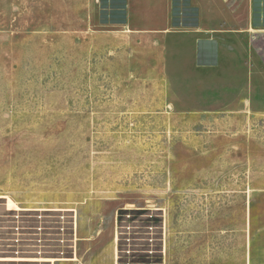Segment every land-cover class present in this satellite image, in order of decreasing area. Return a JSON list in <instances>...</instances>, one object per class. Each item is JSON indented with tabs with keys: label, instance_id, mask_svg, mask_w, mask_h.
<instances>
[{
	"label": "rangeland",
	"instance_id": "rangeland-1",
	"mask_svg": "<svg viewBox=\"0 0 264 264\" xmlns=\"http://www.w3.org/2000/svg\"><path fill=\"white\" fill-rule=\"evenodd\" d=\"M9 201L55 264H264V0H0Z\"/></svg>",
	"mask_w": 264,
	"mask_h": 264
},
{
	"label": "bare ground",
	"instance_id": "bare-ground-1",
	"mask_svg": "<svg viewBox=\"0 0 264 264\" xmlns=\"http://www.w3.org/2000/svg\"><path fill=\"white\" fill-rule=\"evenodd\" d=\"M13 205L14 204L9 201L7 211L2 210L4 212L1 213L2 211L0 210V264H55L63 262L64 260L59 259L50 260L43 257V254H45V252H49L50 249L46 244L50 243L51 240L56 239V232L60 230L62 231V237H66L69 227V216L60 218L61 222H58L56 219L59 218L55 217L52 224L50 222L52 218L46 216L47 214L45 215L43 213H39V217L37 218L38 221H35L37 216L26 215V213L21 212L20 209L13 208ZM0 208H2L1 203ZM138 218L136 216L129 215L128 222L123 221L121 224L123 236L125 237V235H127L128 241H131V244H134V246H129V250L131 252L130 255H142L144 252L141 249L147 246L150 247V255H155L156 244L159 240L157 232L159 230H157L156 225L154 224H151V228L148 230L146 222H144V220L139 221ZM126 223L128 227L125 226ZM60 226L62 229H58ZM126 231H128L127 234L124 233ZM146 237H149V240H147ZM147 242H150V245H145ZM52 243L55 244L56 241ZM28 254L36 256L28 257L26 256ZM121 254H123V252Z\"/></svg>",
	"mask_w": 264,
	"mask_h": 264
},
{
	"label": "built area",
	"instance_id": "built-area-1",
	"mask_svg": "<svg viewBox=\"0 0 264 264\" xmlns=\"http://www.w3.org/2000/svg\"><path fill=\"white\" fill-rule=\"evenodd\" d=\"M8 208V207H7ZM7 208L5 209L6 211H7ZM3 209V208H2ZM4 210V209H3ZM4 210V211H5ZM21 210V209H20ZM21 212H24V211H22L21 210ZM24 213H32V212H24ZM48 214H51V215H53V216H57V217H60V215H56V214H52L51 212H47ZM34 214H36V215H38L37 213H34ZM63 214V213H62ZM69 216H70V214H68ZM71 220H72V217L70 216V221H69V223H70V232L72 231V229H71V226H72V223H71ZM59 221V220H58ZM69 232V233H70ZM76 235V223L74 224V237H76L75 236ZM69 236V235H68ZM72 236V235H71ZM69 238H70V236H69ZM72 238V237H71ZM69 241H70V239H69ZM70 244H72V242L70 241ZM71 248H72V246H70ZM70 253H71V249H70ZM70 253H69V255H70Z\"/></svg>",
	"mask_w": 264,
	"mask_h": 264
},
{
	"label": "crops",
	"instance_id": "crops-1",
	"mask_svg": "<svg viewBox=\"0 0 264 264\" xmlns=\"http://www.w3.org/2000/svg\"><path fill=\"white\" fill-rule=\"evenodd\" d=\"M254 258L250 255L247 257L246 263L245 264H254Z\"/></svg>",
	"mask_w": 264,
	"mask_h": 264
}]
</instances>
